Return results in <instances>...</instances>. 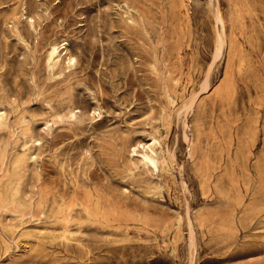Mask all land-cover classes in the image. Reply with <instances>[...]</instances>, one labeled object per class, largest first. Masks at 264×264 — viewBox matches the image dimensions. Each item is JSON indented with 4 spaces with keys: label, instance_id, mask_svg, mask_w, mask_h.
<instances>
[{
    "label": "rangeland",
    "instance_id": "374dc122",
    "mask_svg": "<svg viewBox=\"0 0 264 264\" xmlns=\"http://www.w3.org/2000/svg\"><path fill=\"white\" fill-rule=\"evenodd\" d=\"M0 264H264V0H0Z\"/></svg>",
    "mask_w": 264,
    "mask_h": 264
},
{
    "label": "bare ground",
    "instance_id": "6f19581e",
    "mask_svg": "<svg viewBox=\"0 0 264 264\" xmlns=\"http://www.w3.org/2000/svg\"><path fill=\"white\" fill-rule=\"evenodd\" d=\"M217 21L220 23L221 25V33L217 39V43H216V50H215V58L219 57L222 52H223V48L225 46L226 43V39H225V23H224V18L222 16V14L220 12L217 13L216 16ZM60 47L61 45L57 42H53L50 45V49L48 50V58L50 63H57L60 59H62V54L60 51ZM73 58L71 56L68 57V60L71 61ZM208 80L205 79V81L202 83V87L207 88L208 85ZM194 103V99H192L189 103L185 104L184 106H182V108L180 109V113L181 112H188V110L192 107ZM182 114V113H181ZM180 114V115H181ZM186 114V113H185ZM158 143V139L156 137H153V142L151 144H149L148 146H143L144 150L143 152H141V156H142V161L149 165L150 163L153 164L154 166L157 165V157H156V151L154 149V147L156 146V144ZM137 145H133L132 146V152L134 154L137 153ZM193 240V239H192Z\"/></svg>",
    "mask_w": 264,
    "mask_h": 264
}]
</instances>
